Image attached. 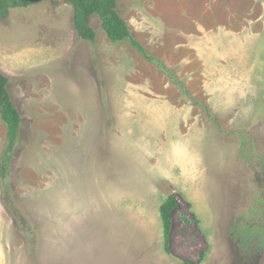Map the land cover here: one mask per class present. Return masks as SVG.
I'll use <instances>...</instances> for the list:
<instances>
[{
	"label": "rangeland",
	"instance_id": "rangeland-1",
	"mask_svg": "<svg viewBox=\"0 0 264 264\" xmlns=\"http://www.w3.org/2000/svg\"><path fill=\"white\" fill-rule=\"evenodd\" d=\"M116 9L167 72L96 14L94 41L80 39L65 0L0 17L21 115L0 177V264H264V0ZM6 145L0 116V161Z\"/></svg>",
	"mask_w": 264,
	"mask_h": 264
},
{
	"label": "trees",
	"instance_id": "trees-1",
	"mask_svg": "<svg viewBox=\"0 0 264 264\" xmlns=\"http://www.w3.org/2000/svg\"><path fill=\"white\" fill-rule=\"evenodd\" d=\"M73 6V26L80 39L94 41L95 32L88 24L91 15H98L101 26L107 37L112 42L128 41L130 45L141 53L144 58L153 61L163 72L168 69L164 68L159 58L149 55L141 44L132 38L130 30L116 9V0H65ZM30 2L18 0H0V17L5 18L10 8L15 6L28 5ZM9 78L0 72V116L3 120L7 131V145L1 154L0 177L7 176L9 164L12 159V152L18 140L20 133L21 116L13 104L6 85ZM179 84L181 92L184 93V84ZM177 206V201L173 196H168L160 205V218L162 222L163 234L165 238V249L167 248V237L171 227V212ZM245 235V233H243Z\"/></svg>",
	"mask_w": 264,
	"mask_h": 264
},
{
	"label": "crops",
	"instance_id": "crops-1",
	"mask_svg": "<svg viewBox=\"0 0 264 264\" xmlns=\"http://www.w3.org/2000/svg\"><path fill=\"white\" fill-rule=\"evenodd\" d=\"M89 24V23H88ZM83 40V39H82ZM88 41V40H87ZM14 104V103H13ZM17 108V107H16ZM18 109V108H17ZM19 111V110H18ZM20 113V112H19ZM21 116V115H20ZM5 210V207H4V205H3V203L2 202H0V211H4ZM4 213H5V211H4ZM1 217V219H2V225L3 224H5V221H6V219H5V217H4V215L3 216H0ZM4 222V223H3ZM7 224V223H6ZM8 226V225H7ZM6 226V227H7Z\"/></svg>",
	"mask_w": 264,
	"mask_h": 264
},
{
	"label": "water",
	"instance_id": "water-1",
	"mask_svg": "<svg viewBox=\"0 0 264 264\" xmlns=\"http://www.w3.org/2000/svg\"><path fill=\"white\" fill-rule=\"evenodd\" d=\"M18 1H26V2H30V3H37V2H40L42 0H18Z\"/></svg>",
	"mask_w": 264,
	"mask_h": 264
},
{
	"label": "flooded vegetation",
	"instance_id": "flooded-vegetation-1",
	"mask_svg": "<svg viewBox=\"0 0 264 264\" xmlns=\"http://www.w3.org/2000/svg\"><path fill=\"white\" fill-rule=\"evenodd\" d=\"M6 87H7V85H6Z\"/></svg>",
	"mask_w": 264,
	"mask_h": 264
}]
</instances>
